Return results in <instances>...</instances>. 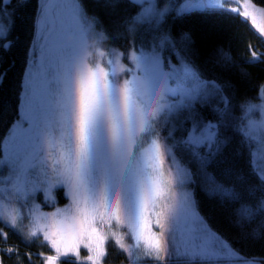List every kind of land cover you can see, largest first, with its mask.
<instances>
[{
	"label": "snow or ice",
	"instance_id": "snow-or-ice-1",
	"mask_svg": "<svg viewBox=\"0 0 264 264\" xmlns=\"http://www.w3.org/2000/svg\"><path fill=\"white\" fill-rule=\"evenodd\" d=\"M130 4L136 14L125 18L124 25L132 40L120 51L100 47L109 35L79 0H40L25 52L23 110L17 109L0 159V242L9 239L4 228L22 236L18 219L28 220L31 239L22 237V242L41 241L52 253L38 252L41 264H58L61 258L64 264H99L109 237L101 235L96 224L106 216L110 226L114 221L124 231L121 238L111 232L115 246L128 252L121 242L125 238L131 247L143 244L145 257L155 264H165L170 257L179 264H264L241 256L226 238L207 228L185 188L193 174L175 152L190 156L207 175L208 165L221 163L231 146L226 129L232 127L248 150L250 175L264 191V83L256 97L244 98L241 115L232 118L238 123L232 125V105L225 95L230 83L204 77L191 58V37L183 33L177 39L164 26L170 16L193 11L235 14L255 24L256 16L248 9L256 6L251 0ZM230 4L236 6H225ZM65 5H70V21L65 19ZM102 6L117 7L109 2ZM27 7V0H0V51L14 47ZM141 34L144 39H137ZM216 60L224 68L233 63L222 49ZM258 61L251 51L248 62ZM121 73L128 77L121 78ZM8 76V67H0V85ZM5 112L6 104L0 101V116ZM161 122L167 125L163 136ZM226 172L233 174L232 169ZM235 178L241 185L248 183L243 173H235ZM57 188L66 189L68 207L41 211L38 194L45 206H54ZM208 191L231 205L241 239L264 238V196L254 202L250 184L240 189L209 177ZM81 246L96 255L82 260ZM15 252L11 246L0 248V264L4 255ZM25 256L30 264L32 254Z\"/></svg>",
	"mask_w": 264,
	"mask_h": 264
},
{
	"label": "trees",
	"instance_id": "trees-1",
	"mask_svg": "<svg viewBox=\"0 0 264 264\" xmlns=\"http://www.w3.org/2000/svg\"><path fill=\"white\" fill-rule=\"evenodd\" d=\"M27 2L28 7L21 14L22 19L18 22L17 31L14 34L16 36L14 47L8 52L0 51V67H8L9 69L7 81L0 85V101L6 104V112L0 116V159L3 155V138L16 119L17 109L20 110L22 103V74L26 70L25 52L29 49L33 38V13L39 7V0H27ZM79 2L88 16L95 15L99 18L100 24L109 35V39L103 41L105 47L120 51L129 48L132 38L126 32L124 20L136 14L130 0H79ZM106 2L114 3L117 7L114 9L104 8L102 5ZM173 2L181 3L182 0H173ZM251 3L256 6L255 8L264 9V0H251ZM225 6L235 7L236 5ZM164 26L177 39L183 33H187L191 37L193 53L191 58L204 77H212L218 81L230 83V89L225 92L232 105L230 123L232 125L238 123L236 119L232 118L241 115L240 105L244 103V98L256 97L258 86L264 83V55H262L264 54V34L255 30L249 21L247 23L242 22V18L235 14L215 15L198 11L187 13L179 18L172 15ZM137 39H144V35L141 34ZM148 39L150 42L151 36ZM221 49L228 52L233 59L232 65L227 68L218 66L216 60L217 52ZM251 51L258 54V62H248L251 60ZM163 55L168 57L170 53L166 51ZM243 73L248 75L244 76ZM255 102L258 103L259 101ZM166 130L167 125L163 124L162 136L166 134ZM226 134L232 138V144L226 150L221 163L208 165L207 175L200 169L198 162L179 149L175 150L176 156L180 163L193 174L189 187L196 209L208 226L215 233L226 238L235 249L239 250L241 256L264 260V238L241 239L233 224L231 205L220 197L211 195L208 191L209 177H214L218 183L225 186L235 185L240 189L247 188L250 184L254 188V196L252 197L254 202L264 196V191L259 187L255 177L250 175L248 150L241 143L240 135L232 127L226 129ZM175 135L178 137L179 133L177 132ZM227 169H232L233 174L226 172ZM235 173H243L248 183L241 185L236 180ZM57 190L59 196L55 204H58L56 207L62 205L63 208L70 200H67L64 195L66 189L58 188ZM253 226L255 227V225ZM4 231L9 232V239L7 244L0 242V248L11 246L17 250L10 257L8 255L3 256L4 264H29V260L25 256L26 253L32 254L30 264H37L34 261L33 251L47 252L44 247L42 249L40 245L33 243L29 245L28 251L27 247L23 248L18 245V243H22L20 235H13L7 228H4ZM105 248L107 254L100 258L99 264H132L133 261L135 264H150L132 260L126 252H122L119 247L115 246L112 240L107 241ZM94 254L96 253L94 252ZM94 254L92 255L95 256ZM80 255L82 260L88 255L82 246ZM72 259L69 257V260ZM144 259L148 260L149 258ZM59 264H64L63 258Z\"/></svg>",
	"mask_w": 264,
	"mask_h": 264
},
{
	"label": "rangeland",
	"instance_id": "rangeland-1",
	"mask_svg": "<svg viewBox=\"0 0 264 264\" xmlns=\"http://www.w3.org/2000/svg\"><path fill=\"white\" fill-rule=\"evenodd\" d=\"M183 2H184V0H182L181 4H182ZM39 3H40V0H39ZM69 9H70V5H65V6H64V10H65V19H66V21H70V12H69ZM248 10H249L250 12H252L253 15L256 16V23L253 24V23L251 22V20L249 19L250 24H251V25L255 28V30H257L259 33L264 34V9H261V8H255V9H253L252 7H249ZM100 47L107 48V47L104 46L103 42L101 43ZM113 49H114V48H113ZM175 60H176V57L172 58V62H173V63H175ZM121 62H122L123 64H125V66L130 67V68H133V70L135 71V67H134V65H132L128 60H126V59H122ZM25 71H26V70H25ZM120 77H121V78H127V77H128V73H121V74H120ZM22 101H23V88H22ZM258 103H259V102H258ZM20 110H21V111L23 110V103H21V105H20ZM253 118H255V116H254ZM15 122H16V119L13 121V123H15ZM13 123H12V124H13ZM12 124H11V126H10V128H9V130H8V133H7L6 136L3 138V141H5V140L8 139V137H9V133H10L11 128H12ZM163 124H164L163 122H161V124H160V127H159L160 133L162 132L161 130H162V126H163ZM26 126H27V125H25V127H26ZM2 147H3V143H2ZM1 157H2V159H3V157H4V151H3V155H2ZM177 159H178V157H177ZM178 160H179V159H178ZM168 166H169L168 163H166V164H165V170H167ZM185 188H186V190H187L188 192H190L191 195H192V191H191V189H190V187H189V183L185 186ZM57 189H58V188H57ZM57 189H54L55 202H57V200H58V196H59V193L57 192V191H58ZM64 191H65V190H64ZM180 191H183V190H180ZM61 194H62V192H61ZM38 196H39V197H38ZM38 196H37V200H36V202L41 204V211H43V212H45V213H51V212H54V211L56 210V208H62V205L56 207V205H58V204H55V203H54V206H53L52 204H49L48 206H45V205L42 203V201H43V199H44L43 195L40 194V195H38ZM192 198H193V196H192ZM66 199L68 200V198H66ZM193 200H194V199H193ZM69 204H70V201H67V203L65 204L66 206L64 205L63 208L68 207ZM53 207H54V208H53ZM50 208H51V209H50ZM194 210H195L196 213L199 214V212H198L197 209H196L195 203H194ZM22 211H25V210H22ZM199 216L201 217L200 214H199ZM152 219H153V222H154L155 217L153 216ZM204 222H205V221H204ZM205 224H206V226H207L208 229H210L212 232H214V231L208 226V224H207L206 222H205ZM17 226H18V228L20 229V231H21V233H22L21 238L23 237V238H26V239H31V238L28 236V232H29V230H30V228H31L30 222H29L28 220H20V219H18V224H17ZM96 226H97V228L99 229L101 235H104V236L109 237V239H108L107 241L112 240V239L110 238V237H111V232H112V231L117 232V234H118V238H121V237L124 236V231H123L122 229H120L119 227H116L115 224H114V221L111 222V226H110L109 222H107V217H106V216L104 217V222H100V221H98L97 224H96ZM153 230L155 231V228H153ZM214 233H215V232H214ZM21 241H22V239H21ZM121 242L125 245L126 248H128V252H126V253H127L128 257L131 258L132 260L141 261V262L150 263V264H155V261H153V260H149V259L147 260V259H144V258H146V257H145V255H144V246H143V244H141L140 248L137 249V248H135V247H131V246H130V242H129L126 238H125V239H122ZM84 243H88V241L85 240ZM106 243H107V242H106ZM33 244L40 245V248H42V249H43V247H44V248L47 250V252H43V253H45V254H52V253L49 251V249H48L47 246H42V242H41V241H37V243H33ZM18 245H19L20 247H23V248L27 247V250H28V251H29V249H30V248H29V245H27V244L24 243V242H22V243H18ZM82 247H83V246H82ZM92 247H93V248L96 247L95 243L92 244ZM104 247H105V245H104ZM85 250H86V249H85ZM86 251H87V250H86ZM41 252H42V251H41ZM87 252H88V251H87ZM129 252L131 253V255H129ZM33 253H34V257H35V258H34V261H35L37 264H41V260L38 259V258H37V255H36V254L38 253V251H33ZM88 254H91V255H92V254H94V252H92V253H88ZM94 255H96V254H94ZM145 260H146V261H145ZM58 264H59V262H58ZM165 264H179V261H178L175 257H170L168 260L165 261Z\"/></svg>",
	"mask_w": 264,
	"mask_h": 264
}]
</instances>
